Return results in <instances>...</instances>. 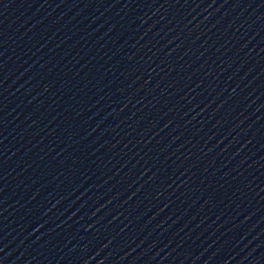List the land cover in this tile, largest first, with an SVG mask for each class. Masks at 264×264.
Here are the masks:
<instances>
[{
  "label": "water",
  "instance_id": "water-1",
  "mask_svg": "<svg viewBox=\"0 0 264 264\" xmlns=\"http://www.w3.org/2000/svg\"><path fill=\"white\" fill-rule=\"evenodd\" d=\"M0 264H264V0H0Z\"/></svg>",
  "mask_w": 264,
  "mask_h": 264
}]
</instances>
